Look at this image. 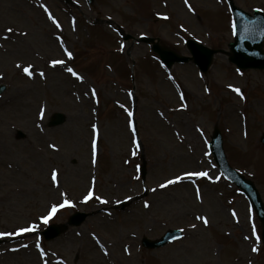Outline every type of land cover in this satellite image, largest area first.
<instances>
[{
    "label": "rangeland",
    "instance_id": "obj_1",
    "mask_svg": "<svg viewBox=\"0 0 264 264\" xmlns=\"http://www.w3.org/2000/svg\"><path fill=\"white\" fill-rule=\"evenodd\" d=\"M234 1L248 12H264V0ZM189 3L195 11L184 0H0V84L6 85L0 94V232L40 225L36 232L0 236V264H40L39 256L50 264L56 256L63 264H264V244L252 227L261 236L260 221L209 148L218 127L230 165L255 183L264 201V69H239L229 60L234 34L227 0ZM120 30L131 38L124 40ZM140 36L182 55H191L190 38L217 52L205 73L194 62L167 68ZM53 59L66 63L51 67ZM55 112L67 120L49 127ZM93 125L99 130L95 164ZM195 126L200 147L187 142V129ZM53 169L59 188L51 181ZM187 170L207 171L213 179L159 187ZM61 193L75 206L59 209L48 224L66 223L78 211L90 215L48 241L40 234L48 224L39 218L63 202ZM96 196L108 204L98 205ZM169 229L184 235L158 249L141 244L143 236L158 238Z\"/></svg>",
    "mask_w": 264,
    "mask_h": 264
},
{
    "label": "water",
    "instance_id": "obj_2",
    "mask_svg": "<svg viewBox=\"0 0 264 264\" xmlns=\"http://www.w3.org/2000/svg\"><path fill=\"white\" fill-rule=\"evenodd\" d=\"M230 3L237 22L236 39L235 42L230 44L232 50L230 58L231 61L235 62L242 68H264V34H262L264 33V13L256 10L254 15H250L241 8L235 6L232 0H230ZM126 38H129V36ZM142 40L149 42L154 41L152 38H143ZM188 45L193 53L195 62L202 70L206 71L211 63L212 56L215 51L192 40L188 42ZM153 48L160 54L162 59L167 62L169 66H171L175 61L185 62L191 59L190 57L179 56L175 52L162 48L158 44H154ZM4 89L5 86H1L0 92H3ZM65 120L66 116L63 113H55L50 121V125L62 124ZM20 135L23 136L21 132ZM262 141L264 142V135L262 137ZM212 146L214 155L221 168L225 171L227 176H229L239 187L242 188L243 192L248 196L255 208L258 217L262 222L264 240V202L262 201L260 193L252 181L246 179L229 166L222 145V137L218 129H216L214 134ZM86 217V213H78L71 218V223L79 224ZM65 228L66 225H51L44 232V234L47 239H52L53 237L59 235ZM175 233L176 231H168L160 240H149L145 238L143 240V244L150 248L162 246L172 238L176 237Z\"/></svg>",
    "mask_w": 264,
    "mask_h": 264
},
{
    "label": "snow or ice",
    "instance_id": "obj_3",
    "mask_svg": "<svg viewBox=\"0 0 264 264\" xmlns=\"http://www.w3.org/2000/svg\"><path fill=\"white\" fill-rule=\"evenodd\" d=\"M184 3L188 6V8L192 11H195L193 8H192V5L189 3V0H184ZM45 11L48 13V17L49 19H51L53 21V23L56 25L57 28L60 27V24L59 22L55 19V17L52 15L51 12L48 11V9L45 7ZM159 15V14H158ZM164 19H168L167 16H164L163 17ZM232 30H233V34L235 35L237 33V25L235 22L232 23ZM8 33H12L13 32V29L12 28H8L6 30ZM264 34V33H262ZM24 35H27V33H24ZM62 43V41H61ZM64 51L67 55V57L69 59H72L73 58V53L71 51H68V49L65 47L64 48ZM66 62L64 60H59V59H54L51 61V65L52 67H56L57 65H64ZM17 67H20L19 64H17ZM23 71L29 76H33V71L30 70L29 67H25L23 69ZM66 71L68 73H71L72 76L76 77L78 80L80 81H83L84 80V77L82 75H80L75 69L71 68V67H67ZM239 71V69L237 70ZM243 73H241L242 75ZM39 75L41 77H43L45 75L44 72H40ZM229 87H232V85H229ZM234 91L237 92V93H241V90L239 88H234ZM92 94L95 96L96 95V92H95V89L92 90ZM131 95V93H130ZM241 95H243L241 93ZM181 99H183V94H181ZM97 102H99L97 100ZM182 107L184 108H187V104H184L182 105ZM41 118H43V115H44V109H41ZM161 115H163L161 113ZM128 116L129 117H132L133 116V113L131 111L128 112ZM131 127H132V132L135 133L136 132V127H135V123L134 121L132 122L131 124ZM93 128L96 129V139L93 140V143H92V148H93V164L96 163V155H97V141H98V136H99V130L97 128L96 125H93ZM50 147H52L53 149H57V146L55 144L53 145H50ZM135 148L136 149H139L140 148V142L139 140L137 139V141L135 142ZM58 150V149H57ZM133 155H136V151L134 150L133 151ZM137 168L139 169V166H137ZM59 172L58 170L56 169H53L52 173H51V181L55 184V186L57 188H59L60 186V181H59ZM194 177H200V178H207L208 180H212L213 177L209 176V173L207 171H187V172H184L182 175H177L175 178L173 179H168L166 180L164 183H161L159 185L160 188H167L168 186L170 185H175L185 179H189L191 180L192 178ZM134 179H140L139 176H136L134 177ZM95 184V180L93 179V185ZM151 191L155 192L156 189L153 188L151 189ZM196 192H197V197L198 198H201L200 197V189L197 187L196 189ZM61 196L65 197V199L63 200L62 203L58 204V205H52L51 207V210L49 211V213L47 215H44V216H41L39 219L40 221H42L44 224H48L49 221L52 219L53 216H55V214L58 212L59 209H62L64 207H74L75 204L67 199V193H61ZM94 197V189L93 190H89V192L87 193V195L84 197V202L87 203L89 200L93 199ZM95 199H97L100 203L102 204H108V200L107 199H104L100 196H96ZM127 199H132V197H128ZM117 203H119V201H117ZM144 207L145 208H149L150 207V204L145 201L144 203ZM232 215L233 216H236V213L235 211L232 212ZM196 219L198 220H201L203 222V224L205 226H207L209 224V219L206 217V216H197ZM40 225L38 223H32L28 226H25V227H20L18 228L16 231L14 232H0V236H11V235H21V234H25V233H29V232H36L38 231ZM193 228L196 227L195 224L192 225ZM253 235L255 236V239L257 241H259L261 239V236L260 234H258L256 232V228H255V224H253ZM181 231H183V229H181ZM94 235V234H93ZM247 238V237H246ZM174 239H176V237H174ZM37 248L40 249V253L42 256L46 255V253L44 252V249L43 248H40V245L39 243H37ZM25 247H27V245H25ZM100 247L104 250L105 254L107 255V249L104 248V245L101 244ZM252 251L253 252H258L259 251V248L256 247V246H253L252 248ZM44 264H48L47 260L44 261Z\"/></svg>",
    "mask_w": 264,
    "mask_h": 264
},
{
    "label": "bare ground",
    "instance_id": "obj_4",
    "mask_svg": "<svg viewBox=\"0 0 264 264\" xmlns=\"http://www.w3.org/2000/svg\"><path fill=\"white\" fill-rule=\"evenodd\" d=\"M54 60V59H53ZM52 61V60H51ZM51 61H50V63H49V66H51L52 67V65H51ZM58 66H60V65H57L56 67H58ZM181 109V108H180ZM243 122H241L240 123V125H239V130H240V132L241 131H243L244 129H243ZM186 127H187V125H186ZM193 130L194 131H192V129H187V131L189 132V135H188V143H191V144H193V147H200V144H202V138L198 135V134H200V128L198 127V126H195V127H193ZM236 136V135H235ZM237 136H236V140H237ZM239 139V138H238ZM195 153V152H194ZM188 171V170H187ZM187 171H185V172H187ZM98 203V205H104V204H102V203H100L99 201L97 202ZM98 245L100 246L101 244L100 243H98ZM103 250V249H102ZM103 253L105 254V252H104V250H103ZM108 254V253H107ZM106 255V254H105ZM32 256L34 257L35 256V254L34 253H32ZM39 258H40V264H44V261H45V259L43 258V257H41V256H39ZM56 258H57V261H55L54 262V264H63V262L65 263V260H63V257L62 256H56ZM48 264H50V263H48ZM52 264V263H51Z\"/></svg>",
    "mask_w": 264,
    "mask_h": 264
}]
</instances>
